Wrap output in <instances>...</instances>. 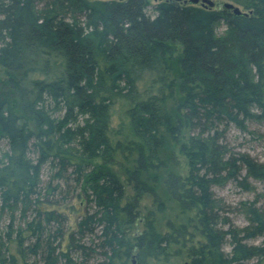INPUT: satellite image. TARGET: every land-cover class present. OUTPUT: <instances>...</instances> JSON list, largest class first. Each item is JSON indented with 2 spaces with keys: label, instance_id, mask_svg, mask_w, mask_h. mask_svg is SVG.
<instances>
[{
  "label": "trees",
  "instance_id": "trees-1",
  "mask_svg": "<svg viewBox=\"0 0 264 264\" xmlns=\"http://www.w3.org/2000/svg\"><path fill=\"white\" fill-rule=\"evenodd\" d=\"M157 1L0 0V212L9 215L0 264H90L93 254L95 264H117L123 252L168 256L181 241L187 264H264L257 201L240 203L239 228L212 192L264 182V162L219 141L222 125L245 131L264 120V0H228L240 14ZM176 91L181 113L172 116ZM117 103L129 134L113 141ZM166 135L186 160L185 174L164 181L183 218L154 243L129 231L149 191L140 176L160 168ZM134 154L123 180L112 168ZM47 164L57 183L43 187ZM72 186L75 207L49 199Z\"/></svg>",
  "mask_w": 264,
  "mask_h": 264
},
{
  "label": "rangeland",
  "instance_id": "rangeland-1",
  "mask_svg": "<svg viewBox=\"0 0 264 264\" xmlns=\"http://www.w3.org/2000/svg\"><path fill=\"white\" fill-rule=\"evenodd\" d=\"M150 4H155L157 0H148ZM188 0H181V2ZM214 3L212 9L224 7L226 3L232 4L234 7H238L242 11V7L237 6L228 0H209ZM197 6H200L198 4ZM208 7V6H207ZM210 8V7H209ZM225 31V26L220 25L217 29L218 34H222ZM34 78H40L38 75H33ZM141 85V84H140ZM181 96L176 91L173 97L167 100V108L172 116H176L181 113ZM111 135L113 141L122 140L129 134L127 119L124 117L121 109L120 103L113 106L112 117H111ZM219 141L230 151L232 154L236 153H247L255 160L259 162H264V120L261 122L248 121L246 123V130H240L233 125H222L219 128ZM178 146L173 142L169 136L164 137V145L159 156L162 164L158 169H149L146 174L140 176V179L147 184L149 189L142 195L139 217L135 225L130 228L129 236H133L134 233L144 232L154 243H157V237L163 236L170 233V226L176 227L181 216L178 211V206L170 199L167 194L164 181L170 174H181L186 173V160L182 157L178 151ZM6 144L0 142V153L6 150ZM123 156H118L119 165L113 167L112 170L116 172L117 175L121 176L124 180V174L132 170L131 163L135 160L136 156L130 159L129 164L124 160ZM135 163V161H134ZM164 164V165H163ZM53 170L49 164L45 165L42 169V186L46 187L49 183L55 185L57 181L51 180ZM127 178V176H125ZM252 190L245 191L240 188L233 181L227 182L222 186H214L212 192L214 197L221 203L222 215H227L230 221L237 227L241 228L246 225L245 218L240 212V203L245 201H257L256 205L264 211V182H259L255 180H249ZM64 189V188H63ZM71 191H56L54 196H49V199L61 201L60 209L70 207H75L78 201V188L72 186ZM68 193V194H66ZM133 191L130 186H128L127 196L128 200ZM63 199V200H62ZM126 199V201H127ZM74 210V209H73ZM72 216L76 217L78 212H72ZM22 217L17 213L16 223H22ZM9 223V215L7 213L0 212V234L6 231V227ZM97 241L96 237H93ZM252 245H262V240H250L246 242ZM184 245V246H183ZM187 247L181 241L180 246H171L168 256H150L149 258L142 260V255L137 251L126 255L123 252L121 262L117 264H187L188 260L186 257ZM225 252H230V246H224ZM176 253H179L177 255ZM34 260L33 257L30 261ZM100 257L97 254H93L89 263L95 264L99 262ZM244 264H257V258H253L244 262Z\"/></svg>",
  "mask_w": 264,
  "mask_h": 264
},
{
  "label": "water",
  "instance_id": "water-1",
  "mask_svg": "<svg viewBox=\"0 0 264 264\" xmlns=\"http://www.w3.org/2000/svg\"><path fill=\"white\" fill-rule=\"evenodd\" d=\"M175 1H181V0H175ZM183 3L187 4V1H183ZM188 4L194 5V6L200 4V6H205V7L208 6L210 8L214 7V3L209 0H188ZM224 7L228 9H232L235 14L241 13L240 9L238 7H234L232 4L226 3Z\"/></svg>",
  "mask_w": 264,
  "mask_h": 264
}]
</instances>
